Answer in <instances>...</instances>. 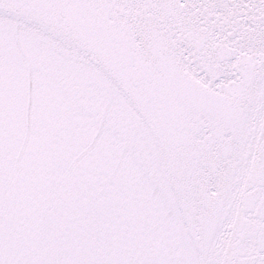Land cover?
<instances>
[{"label":"snow or ice","instance_id":"obj_1","mask_svg":"<svg viewBox=\"0 0 264 264\" xmlns=\"http://www.w3.org/2000/svg\"><path fill=\"white\" fill-rule=\"evenodd\" d=\"M0 264H264V0H0Z\"/></svg>","mask_w":264,"mask_h":264}]
</instances>
